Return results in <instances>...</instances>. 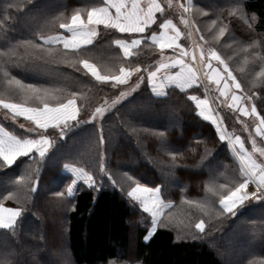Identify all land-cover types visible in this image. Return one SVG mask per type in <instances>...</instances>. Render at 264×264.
<instances>
[{
    "label": "snow or ice",
    "instance_id": "snow-or-ice-1",
    "mask_svg": "<svg viewBox=\"0 0 264 264\" xmlns=\"http://www.w3.org/2000/svg\"><path fill=\"white\" fill-rule=\"evenodd\" d=\"M173 8L179 17L178 23L173 18H165L168 15L166 9ZM195 8L193 0H175V3L174 0H98L90 7L74 10L70 17L61 14L51 21L45 20L42 25L31 30V38L13 42L9 34L14 32L21 16L33 21L38 19L39 0H0V43L3 45L0 46V111L4 113V121H0V172L15 168L22 160L28 161L20 174L0 192V232L9 233L15 239L17 228L22 226L24 205L39 191L43 169L56 146L55 140L49 135L50 130L55 131L56 139L67 141L70 135L75 136L86 126L95 129V154L91 161L84 159L86 153L70 155L67 162L61 165V171L69 173L71 181L63 190L55 191L52 199L67 207L81 186L99 191L107 180L112 187H117L105 150L104 121L113 112L135 100L142 90H147L150 98L160 99L167 98L169 89L186 94L194 87H204L203 99L197 95L187 96V99L195 104L197 115L214 126L218 142L222 147H227L239 165L238 174L234 172L231 178L223 172L215 174L210 169V180L204 184L205 195L202 199H188L183 195L185 190H182L181 203L197 209L200 218L194 225L190 223L186 226L187 230L176 229L178 241L190 236L196 239L206 235L207 222L204 217L212 218L215 215L216 219L225 216L235 218L248 202H264V159L258 162L256 158L257 153L264 158V147H259L250 133L252 151L249 152L239 135L227 131L223 117L212 106L208 87L203 83L206 79L214 84L219 97L224 98L220 103H226L234 113L255 117L259 122L255 134L264 137V115L257 112L254 104L250 110L246 106L256 94L248 95L245 92L244 84L230 67L233 58H225L218 49L224 40L231 37V18L243 21L249 30L258 18L255 14L248 16L245 0H229L228 7L220 14L227 11L229 23H225L218 15L211 21L206 38L193 18ZM200 15L208 16L209 13L201 11ZM178 25H182L183 30ZM157 26L158 31L155 30ZM101 29L121 37L111 41V46L121 54L117 58L118 71L106 69L102 74L89 55V49L96 46L101 36ZM182 39L189 41L188 46L182 43ZM238 43L243 45L240 51L245 54L239 73L243 76L249 65L259 62L260 70L248 81V85L251 89L264 90V55L259 51L264 42L253 40L246 44L243 41ZM233 46L227 45L229 48ZM145 47L155 49L158 59L143 66L139 63L133 65V60ZM21 49L38 67L50 73L55 68V76L59 75L60 65L74 69L79 74L78 82L85 84V87L77 89L70 86L69 89L51 84L25 83L11 71L13 67L20 66L18 53ZM248 53H251V58ZM93 88H110L118 95H105L89 112V93ZM136 111L133 106L127 110V115ZM85 114L87 119H84ZM237 121L242 122L239 116ZM121 126L137 136L140 132L155 136L164 146V132L137 129L131 120L122 121ZM245 130H248L247 124ZM196 143H205L200 160V165H203L213 157V150L207 147L206 142ZM168 155L172 166L177 167V159L182 157V153L172 148ZM123 177L128 187L125 192L124 186L120 185V191L125 193L133 209L138 208L142 216L147 214L143 222H150L145 241L150 240L162 227L176 228L168 214L175 205L165 200L163 185L149 187L127 172L123 173ZM221 179L224 182L218 183ZM52 183L59 186V182ZM6 201H14L18 206L6 207ZM68 210L73 211L74 205ZM0 264L13 262L3 259ZM260 264H264V261Z\"/></svg>",
    "mask_w": 264,
    "mask_h": 264
},
{
    "label": "trees",
    "instance_id": "trees-1",
    "mask_svg": "<svg viewBox=\"0 0 264 264\" xmlns=\"http://www.w3.org/2000/svg\"><path fill=\"white\" fill-rule=\"evenodd\" d=\"M48 1L51 2L50 7H44V3ZM97 2L98 0H39L38 19L33 21L21 16L14 32L9 36L13 42L29 39L31 30L42 25L45 20L51 21L61 14L70 17L74 10L90 7ZM193 2L196 6L193 18L207 38L211 21L228 7L229 0ZM245 7L249 17L256 15L257 22L249 30L243 21L231 18V37L235 40L231 37L224 40L218 49L225 58H233L230 62L231 69L244 84L245 92L248 95L256 94L253 104L257 112L264 115V90L251 89L248 85V81L260 70V63L249 65L243 76L238 71L245 55L240 51L243 45L238 42H264V0H245ZM198 10L209 15L201 16ZM220 18L229 23L227 11H223ZM51 30L50 28L49 31ZM117 38H121L119 34L107 33L101 29L96 46L89 49V55L102 70V74L106 69L118 71L117 58L121 54L111 46V41ZM229 44L234 46L229 48ZM0 46H3L2 43ZM259 51L264 55V44ZM155 52V49L142 48L138 57L133 60V65L139 63L143 66L154 62L158 59ZM247 55L251 58V53ZM18 57L20 66L13 67L11 71L25 83H40L45 86L51 84L69 89L70 86L77 89L85 87V84L78 82L79 74L66 65H60L59 75L55 76V68L50 73L38 67L27 58L23 49L19 50ZM188 93L169 89L167 98L154 99L150 98L147 90H142L135 100L109 115L104 121L105 150L109 169L118 186L112 187L107 180L99 191L81 186L75 199L67 207L52 199V194L66 188L71 180L70 174L61 171V165L77 152L86 153L84 159L91 161L95 154V129L93 126H86L75 136L70 135L67 141L56 139L57 134L50 130L49 135L55 140L56 146L43 169L39 191L24 205L25 216L22 226L17 228L16 238L9 233L0 232V260L8 259L13 264H44L45 259L51 257L54 264H109L110 261L113 264H260L264 261V202H248L235 218L225 216L216 219L215 215L212 218L204 217L207 222L206 235L196 239L191 236L186 240L176 239L177 228L187 230L186 226L190 223L194 225L200 218L197 209L181 203L182 190H185L183 195L188 199H202L205 195L204 184L210 180V169L215 174L223 172L231 178L234 172L238 174L239 167L227 147H222L218 142L214 126L197 115L194 103L187 99ZM117 94L110 88H93L89 93V112L105 95L111 97ZM133 106L137 111L127 115V110ZM152 113L160 114L157 121L152 122L143 115H154ZM84 119H87V114ZM125 120L133 121L137 129L164 132V146L155 136L144 132H140L138 136L132 134L129 129L121 126V122ZM0 121H4L1 116ZM224 124L227 131L232 133L234 124L227 119ZM196 141L206 142L207 147L213 150V157L203 165H200V160L205 143L197 144ZM172 148L182 153V157L177 159V167L172 166L168 155ZM192 149L196 151L193 152ZM27 163V160H22L15 168L0 172V192H3L10 180L20 174ZM225 165L228 167L225 168ZM125 172L149 187L163 185L165 200L175 205L168 214L176 228L162 227L150 240H144L150 222H143L147 214L142 216L138 208L133 209L125 193L120 191V185L127 191L128 184L123 177ZM53 181L59 182V186H54ZM223 182V179L218 181ZM73 205L74 210H68ZM5 206L18 205L14 201H6Z\"/></svg>",
    "mask_w": 264,
    "mask_h": 264
},
{
    "label": "rangeland",
    "instance_id": "rangeland-1",
    "mask_svg": "<svg viewBox=\"0 0 264 264\" xmlns=\"http://www.w3.org/2000/svg\"><path fill=\"white\" fill-rule=\"evenodd\" d=\"M174 3H175V0H174ZM50 4H51L50 1H48V3L45 2L44 7L47 6V8H49ZM209 4L212 5V3H209ZM166 11L168 12V15L165 18H173L174 22L178 23L179 17L176 15V9L175 8H173L171 10L166 9ZM198 11L200 12V10H198ZM204 25H205V23H204ZM178 26H180L183 30L182 25H178ZM197 26L199 28H201L199 24ZM155 30L158 31V26L156 27ZM200 31L203 32V30H201V29H200ZM187 42H189V41L186 39H182V43H184L185 46H188ZM168 54L170 55L171 53L169 52ZM203 83L205 85H207V87H208V97L213 102L212 106L217 108V110L220 113V116L223 117L224 123H225V119H227V120L231 121L232 124H234V127H232V132H235L236 135H239L241 137V139L245 143V148L249 152L252 151V144H251L250 139H249L250 133H251L252 137H254L256 139L257 145L259 147H264V137L256 136V134H255L256 124L259 123L255 119V117H251V118L243 117V116H240L239 113H234L231 109H229L226 106V103L223 105L220 103V101L224 100V98L219 97V93L215 90L216 86L214 84H210L206 79L203 81ZM121 90H123V89H121ZM188 94H189L188 96L197 95L201 99H203L204 98V87H194L192 90L189 91ZM218 97H219V99H217ZM228 100L230 101V97L228 98ZM252 105H253V101L246 104V106L249 108V110L251 109ZM152 114H154V115H150V114H143V115L146 116L148 119H150L152 122L157 121L158 120L157 118H159L160 114H157V113H152ZM0 116L4 119V113L2 111H0ZM238 116L240 117V121H242V122L237 121ZM245 124H247V126H248L247 131L245 130ZM256 158H257L258 162H260V160L264 159V158L259 157L258 153L256 154ZM6 207H9V206H6ZM131 244H133V243H131ZM245 245H247L246 241H245ZM45 255H46V253H45ZM46 257H48V255H46ZM44 264H54L52 261V257L46 258Z\"/></svg>",
    "mask_w": 264,
    "mask_h": 264
},
{
    "label": "crops",
    "instance_id": "crops-1",
    "mask_svg": "<svg viewBox=\"0 0 264 264\" xmlns=\"http://www.w3.org/2000/svg\"><path fill=\"white\" fill-rule=\"evenodd\" d=\"M85 18H86V16H85ZM67 173V172H66Z\"/></svg>",
    "mask_w": 264,
    "mask_h": 264
}]
</instances>
